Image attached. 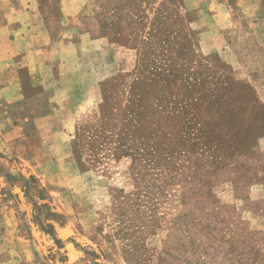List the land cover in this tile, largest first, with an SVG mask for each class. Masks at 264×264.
<instances>
[{"label":"rangeland","instance_id":"obj_1","mask_svg":"<svg viewBox=\"0 0 264 264\" xmlns=\"http://www.w3.org/2000/svg\"><path fill=\"white\" fill-rule=\"evenodd\" d=\"M142 98L168 175L75 155ZM263 139L264 0H0V264H264Z\"/></svg>","mask_w":264,"mask_h":264},{"label":"trees","instance_id":"obj_2","mask_svg":"<svg viewBox=\"0 0 264 264\" xmlns=\"http://www.w3.org/2000/svg\"><path fill=\"white\" fill-rule=\"evenodd\" d=\"M119 29L118 31H120ZM119 34L121 33L118 32L117 35ZM150 68L155 71L153 75L157 74L160 76L161 74L158 72H163L162 66L152 64ZM168 76L165 75L164 77H166L167 80L163 79V81L168 82V80H170L168 79ZM103 94L105 101L103 104H107L109 92L107 93L106 89H103ZM137 96L141 98L142 94H137ZM143 100L144 98L136 100L138 103H135V107L133 109L130 108V110L128 109L125 113L126 118H124L123 121L127 123L125 125L126 128L124 129L115 128L111 125V122L109 121L110 115L104 114L107 105H102L97 123L94 126H84L77 130L73 143L75 155H83L85 150L90 151L94 158H98L101 152H111V150L118 151L119 155H129L133 157L135 153L139 158H145L147 163H149V166L144 165L142 169L151 167L149 169H152L153 175H156L159 179H162L164 174L168 175L158 152L162 147V143L156 142L155 139V135L159 131L156 128L162 125L154 115L158 111L165 112L167 109L163 108L161 105L159 108H147L148 106L142 108V105L144 104ZM159 103H162V100L159 101ZM112 111L113 109H111L109 113H112ZM140 151L143 152L140 153ZM148 175V171L142 172L138 175L142 184L139 185V183H136L137 191L133 194L134 197L136 196V199L132 200L134 202L138 201V204L136 205L137 214L133 215L132 220L135 222V225H129V230H131L132 234L135 236L140 235L141 237L146 228V226H144L146 222L143 220L149 221V219H146L145 217L147 215H143V212L140 211L147 210V212H152L153 205H150V202L155 200L154 197H151L150 195L153 191L156 180L153 178V175H151L152 178L147 181L146 177ZM129 200L130 197H127L124 201ZM143 206L145 207L142 209L141 207ZM127 235L130 236L129 232Z\"/></svg>","mask_w":264,"mask_h":264},{"label":"crops","instance_id":"obj_3","mask_svg":"<svg viewBox=\"0 0 264 264\" xmlns=\"http://www.w3.org/2000/svg\"><path fill=\"white\" fill-rule=\"evenodd\" d=\"M35 62V57H33V62L32 63H34ZM6 87L5 88H3V89H1V92L3 93V94H5V100L7 101V102H13V100H15L16 98H14L13 96H15V95H13V96H9V94H10V92H12V91H15V90H17V89H15V87H14V84L13 83H11L10 85H8L7 83H6ZM264 140V139H263ZM264 142V141H263Z\"/></svg>","mask_w":264,"mask_h":264}]
</instances>
